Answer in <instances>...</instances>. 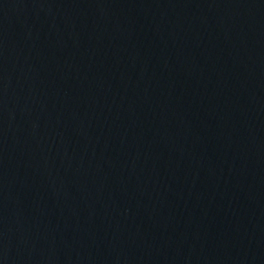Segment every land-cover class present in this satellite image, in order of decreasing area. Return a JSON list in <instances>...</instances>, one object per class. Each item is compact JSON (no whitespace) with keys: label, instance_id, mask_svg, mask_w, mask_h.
<instances>
[{"label":"water","instance_id":"1","mask_svg":"<svg viewBox=\"0 0 264 264\" xmlns=\"http://www.w3.org/2000/svg\"><path fill=\"white\" fill-rule=\"evenodd\" d=\"M0 264H264V0H0Z\"/></svg>","mask_w":264,"mask_h":264}]
</instances>
